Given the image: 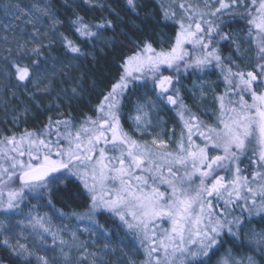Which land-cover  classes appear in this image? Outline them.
<instances>
[{"label": "snow or ice", "instance_id": "6c2138e0", "mask_svg": "<svg viewBox=\"0 0 264 264\" xmlns=\"http://www.w3.org/2000/svg\"><path fill=\"white\" fill-rule=\"evenodd\" d=\"M125 2L140 18L136 0ZM160 8L156 23L174 28V33L135 25L140 35L128 37V51L121 54L116 75L101 81L109 86L91 105L90 115H72L73 101H82L89 91L83 76L68 77L61 84L74 86L62 87L48 79L47 69L41 70V64L56 60L51 45L34 35L7 50L3 74L30 102L3 121L6 132L0 129V248L9 261L75 264L72 252H87L86 244L77 243V231L67 225L54 231L53 217L86 222L83 231L96 234L97 216L108 215L139 241L144 259L130 264H212L221 249L224 253L215 264H264V228L252 227L254 218L264 221V0H171L167 5L160 0ZM109 10L116 24L76 14L67 30L95 47L104 31L122 22L115 9ZM42 11L53 22V34L65 27L55 12ZM223 16L231 19L223 21ZM228 23L238 27L221 31ZM58 39L64 55H92L63 33ZM221 41H231L234 51L222 55ZM102 42L114 43L107 38ZM210 69L219 71V92L211 89L209 98L203 83L185 88L184 79ZM149 84L155 99L137 100L134 114H129L128 101ZM53 92L55 103L41 108L37 98ZM32 105L39 112L34 113ZM160 110L173 112L178 133L175 127L158 132L167 124L153 117ZM51 112L57 115H48ZM201 113L211 121L203 120ZM30 114L33 119L47 115V120L40 127L21 129ZM59 192L66 193L64 201L79 200L83 207L71 213L57 209L53 198ZM30 199L42 203L25 212ZM41 207L47 210L44 214ZM64 231L70 239L63 237ZM244 246L251 254L238 256L235 248ZM57 250L58 257L47 255ZM83 252L81 264H88Z\"/></svg>", "mask_w": 264, "mask_h": 264}, {"label": "rangeland", "instance_id": "374dc122", "mask_svg": "<svg viewBox=\"0 0 264 264\" xmlns=\"http://www.w3.org/2000/svg\"><path fill=\"white\" fill-rule=\"evenodd\" d=\"M65 3H75L82 2L84 0H61ZM51 0H0V110L4 111L11 105L20 106L19 109H22V104L25 100L28 101L25 96L23 90H16L14 88L15 81L9 80L4 76V68H3V57L8 54V49L12 48L16 49L17 43H25L31 40V38L35 35L37 40L42 41L45 45H51L53 47L58 42V28L53 34L52 27L53 22L50 18L43 15V9L49 8L52 12H54L50 6ZM108 0H91V3L85 4L88 7H95L102 9L99 5H106ZM160 2V0H159ZM164 4L167 5L171 2V0H163ZM180 0H176L178 4ZM106 37H101V41L97 42L96 49L102 50L106 47L102 42ZM112 41V39L107 38ZM93 55V54H92ZM91 55V56H92ZM70 66V67H69ZM242 67L245 65L241 64ZM75 68L74 63L70 62H62V61H49L47 65L41 64V70L47 69V77L48 79H54L56 85L64 86L61 84L62 81H67L69 73ZM61 72L65 73V75H61ZM193 83L199 85L201 83L205 84L209 89V98L212 95L211 89H215L216 92L220 91V88H217V84L219 80L212 78L211 76H204L201 78L194 79L191 84L187 85L185 88L190 89L193 86ZM59 88H56L57 91ZM15 91V96L13 92ZM199 96V92L196 93ZM39 99H49L53 100L55 103V92L51 97H38ZM37 98V99H38ZM155 99L148 92H145L141 95L140 99ZM187 103L190 105L193 103L190 95L185 96ZM134 102V104L137 102ZM207 107H211L209 102H205ZM133 104V105H134ZM193 111H197L196 107H193ZM131 114H134L131 112ZM153 117L158 118L162 121H166L167 124L165 127L158 129V132L169 131L173 127L177 125V120L173 119V112H165L164 110H160L157 114L155 111L153 112ZM201 118L205 121H211V117L208 115H204L201 113ZM10 120L12 118H9ZM129 122L130 129L131 122ZM176 132L180 131L179 127H175ZM138 139H147L150 140L151 137L145 135L141 137L139 134H136ZM166 138V137H165ZM42 202H38L37 200L30 199L25 202L24 211H28V207L32 204H38ZM47 211L44 208H39V212L44 214ZM2 216V214H0ZM21 217H17L20 219ZM259 217L254 218L252 220V227L257 229L264 228V221L257 223ZM63 225H67L68 228H71L74 231H77V235L79 236V240L77 243L86 244L87 252H83V249L79 251L74 250L72 252V258L75 264H81V253L83 252L84 256L87 257L88 264H130V261H142L144 256L142 255V250L139 245V241L136 239L135 235L128 232V234L122 237L120 235L119 238L115 239L112 235H109L102 227L96 225L95 233L83 231L84 228L88 227L86 222H78L76 220L71 219H61L58 217H53L52 226L53 230H57L61 228ZM128 230V229H127ZM63 237L65 239H70L68 231L63 232ZM51 237L47 238V245L51 246ZM107 245V247H105ZM225 247H231L230 245H226ZM67 251V248H65ZM224 249H221L219 253H217V257L212 260V264H215L216 259L223 255ZM235 253L239 255H250V250L247 246L237 247L235 248ZM40 254H45L42 251ZM48 256L56 255L59 256V251L56 253L49 252Z\"/></svg>", "mask_w": 264, "mask_h": 264}, {"label": "trees", "instance_id": "16d2710c", "mask_svg": "<svg viewBox=\"0 0 264 264\" xmlns=\"http://www.w3.org/2000/svg\"><path fill=\"white\" fill-rule=\"evenodd\" d=\"M136 2L140 5V8L137 9L140 18H137V15L132 13L126 7L125 0H108L107 4L102 9L88 7L80 1L75 3H65L61 0H51L50 6L52 10L57 14L58 18L64 22L65 25V27L58 28V34L63 33L64 35L75 41L77 44H79V46L84 49L86 53L93 54L92 56L85 55L84 57H81L79 59L74 58L73 54L64 55L62 54L63 49L60 45L59 40L57 44L51 47V54L53 57H56L57 61L74 63L75 68L69 73L68 76L75 77L77 80H79L81 76H83V85L85 88L89 89L88 94L82 101H73L74 107L72 109V115L80 117L85 113L89 115L92 114L91 105L97 102V98L100 92L109 86L105 83H101V81L110 80L113 76L116 75L118 71L117 63L120 60V56L122 53L128 51V49L124 47V45L127 44L128 37H137L140 35V32L137 30L135 25H139L140 28L146 29L148 31L159 32L160 29H163L169 34L174 33V28L166 27L164 24L156 23V20L160 19L161 14L159 0H136ZM145 8H147V11L144 10ZM109 9H115V11L119 13L122 21L114 29H108L107 31L103 32L102 37L110 38L112 39V41H114L112 46L106 47L101 51L97 50V42H94L95 47H93L92 44H84L73 32L67 30L69 19L73 18L76 14L83 16L86 20L91 22L111 20L114 24H116V16ZM176 11L177 15L181 14L178 7L176 8ZM149 14L154 16V19H148L145 21L144 18ZM230 19L231 18L228 16L221 17V20L223 21H228ZM217 23H220V21L218 20ZM236 27H238V25L228 23L226 24V26H222L221 31L232 32ZM125 32L127 33V36L124 35ZM219 47L221 49L222 55L227 56L234 51L235 45L232 44L231 41H221ZM93 56H95V60H93ZM249 67L251 66L249 65ZM204 76H211L212 78L219 80V71L216 69H210L203 74H194L191 76V78L184 79L183 84L186 87L187 85L191 84L194 79ZM93 81H96L95 88L91 87ZM71 86L74 85L64 83L63 87ZM151 87V84H149V88H140L137 92H135L132 98L128 101L127 111L129 112V114H131L132 112L134 102L139 99L143 93L148 92L151 96L154 97V94L150 91ZM220 87L222 88V85ZM38 100L41 101V108H47L49 103H53V100H49L47 98H38ZM88 101H91V104H89ZM187 101L188 100H186V102ZM28 103L30 102L25 100L22 106ZM14 105L9 106L4 111L0 110V129H4L5 132L7 131V128L5 127L3 121L5 119L10 121L9 118H12V110L20 108V106ZM65 108H67V104H65ZM32 109L34 113L39 112V109H36L35 105H32ZM48 115L55 116L57 115V113L51 112L48 113ZM46 120L47 115L40 114L33 119L30 114L29 123L27 125H21L20 127L21 129L24 127L37 128L40 127ZM124 126L129 131H131L127 119H125L124 121ZM8 127H11V125L9 124ZM64 195H66V193L59 192L53 198V203L55 204V207L57 209L61 210L64 213H71L73 210L81 209L83 207L79 200H73L71 203L64 201L63 199H61V197H63ZM96 219L97 225L102 227L109 235H112V237H114L115 239L119 238L120 235L124 237V235L128 234L129 232L126 226H124L117 218L108 215H99ZM7 256L8 253L5 252L3 248H0V259H4L5 264H15V261H9L7 259ZM215 257L217 256H214L213 259Z\"/></svg>", "mask_w": 264, "mask_h": 264}]
</instances>
